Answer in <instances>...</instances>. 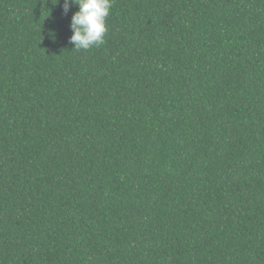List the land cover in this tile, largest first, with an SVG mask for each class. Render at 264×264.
<instances>
[{
	"label": "trees",
	"instance_id": "obj_1",
	"mask_svg": "<svg viewBox=\"0 0 264 264\" xmlns=\"http://www.w3.org/2000/svg\"><path fill=\"white\" fill-rule=\"evenodd\" d=\"M0 0V264H264V0Z\"/></svg>",
	"mask_w": 264,
	"mask_h": 264
},
{
	"label": "clouds",
	"instance_id": "obj_2",
	"mask_svg": "<svg viewBox=\"0 0 264 264\" xmlns=\"http://www.w3.org/2000/svg\"><path fill=\"white\" fill-rule=\"evenodd\" d=\"M73 5L79 7L70 24L74 34L69 43L74 45V50H89L102 45L108 31L107 19L113 0H64V13L67 14Z\"/></svg>",
	"mask_w": 264,
	"mask_h": 264
}]
</instances>
